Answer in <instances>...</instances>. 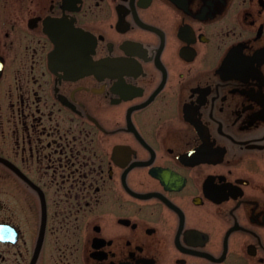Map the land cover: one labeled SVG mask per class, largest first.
Returning <instances> with one entry per match:
<instances>
[{
  "label": "flooded vegetation",
  "instance_id": "obj_1",
  "mask_svg": "<svg viewBox=\"0 0 264 264\" xmlns=\"http://www.w3.org/2000/svg\"><path fill=\"white\" fill-rule=\"evenodd\" d=\"M0 264H264V0H0Z\"/></svg>",
  "mask_w": 264,
  "mask_h": 264
}]
</instances>
